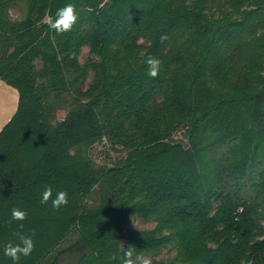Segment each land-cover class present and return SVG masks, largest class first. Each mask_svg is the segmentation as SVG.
Returning <instances> with one entry per match:
<instances>
[{"label": "trees", "instance_id": "1", "mask_svg": "<svg viewBox=\"0 0 264 264\" xmlns=\"http://www.w3.org/2000/svg\"><path fill=\"white\" fill-rule=\"evenodd\" d=\"M67 3L78 19L58 32ZM0 79L20 93L0 133V264H123L127 248L264 264V0H0ZM98 143L120 157L97 164ZM49 185L67 205L41 202ZM19 233L34 249L14 262Z\"/></svg>", "mask_w": 264, "mask_h": 264}, {"label": "clouds", "instance_id": "2", "mask_svg": "<svg viewBox=\"0 0 264 264\" xmlns=\"http://www.w3.org/2000/svg\"><path fill=\"white\" fill-rule=\"evenodd\" d=\"M78 19V13L73 3H67L63 7L57 9L55 18L50 20V27L58 32L69 31ZM148 74L155 77L160 70L161 61L155 56H149L146 60ZM51 200L52 207L59 209L63 205L68 204V192L66 190H57L53 195V187L51 185L44 188L41 194V202L47 203ZM12 219L23 220L27 216V212L19 207H13L11 211ZM34 249V239L32 235L19 233L18 242L10 241L4 246V254L11 257L16 262L20 257L28 256ZM125 259L123 264H151L150 258L145 255L134 253V249L127 248L123 253ZM246 264H254L252 259H248Z\"/></svg>", "mask_w": 264, "mask_h": 264}, {"label": "rangeland", "instance_id": "3", "mask_svg": "<svg viewBox=\"0 0 264 264\" xmlns=\"http://www.w3.org/2000/svg\"><path fill=\"white\" fill-rule=\"evenodd\" d=\"M19 11H14L15 17L19 16ZM89 57V49L85 48L81 55V61H85ZM64 116L61 115L60 119H63ZM183 137L182 131L178 132L175 135V139H181ZM106 143V142H105ZM92 156L96 160L97 164H103V163H111L116 158L120 157V154L118 152L112 151L109 149V147H106L103 143H98L93 146L92 148ZM129 229H149L152 228L153 225L151 223L145 224L141 222L139 219H133L129 224ZM175 252L174 251H165L159 258L164 260H170L174 257Z\"/></svg>", "mask_w": 264, "mask_h": 264}, {"label": "crops", "instance_id": "4", "mask_svg": "<svg viewBox=\"0 0 264 264\" xmlns=\"http://www.w3.org/2000/svg\"><path fill=\"white\" fill-rule=\"evenodd\" d=\"M19 102L18 89L0 79V133L16 115Z\"/></svg>", "mask_w": 264, "mask_h": 264}]
</instances>
